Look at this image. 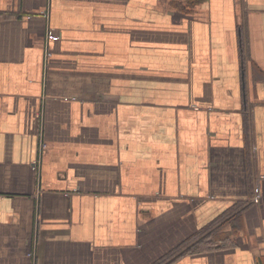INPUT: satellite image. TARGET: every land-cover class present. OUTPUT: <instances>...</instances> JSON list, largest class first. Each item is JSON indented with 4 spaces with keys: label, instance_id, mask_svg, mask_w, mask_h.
Here are the masks:
<instances>
[{
    "label": "crops",
    "instance_id": "1",
    "mask_svg": "<svg viewBox=\"0 0 264 264\" xmlns=\"http://www.w3.org/2000/svg\"><path fill=\"white\" fill-rule=\"evenodd\" d=\"M160 261L264 264V0H0V264Z\"/></svg>",
    "mask_w": 264,
    "mask_h": 264
},
{
    "label": "built area",
    "instance_id": "2",
    "mask_svg": "<svg viewBox=\"0 0 264 264\" xmlns=\"http://www.w3.org/2000/svg\"><path fill=\"white\" fill-rule=\"evenodd\" d=\"M46 39H47V42H48L49 40L56 39V37L53 36L52 33L48 32V34H47V38H46ZM48 55H49V53H48ZM45 148H46L45 143H44V142H41V143L39 144V150H41V151L43 152V150H44ZM37 164H38L37 161L34 162V163H33V167L35 168ZM33 253L35 254V252H33ZM34 254H33V257H34V259H35L36 255H34Z\"/></svg>",
    "mask_w": 264,
    "mask_h": 264
},
{
    "label": "trees",
    "instance_id": "3",
    "mask_svg": "<svg viewBox=\"0 0 264 264\" xmlns=\"http://www.w3.org/2000/svg\"><path fill=\"white\" fill-rule=\"evenodd\" d=\"M166 259H168V260H169L168 262H170V261H172L173 258H170V259H169V257H167ZM168 262H163V264L168 263ZM158 264H161V261L158 262Z\"/></svg>",
    "mask_w": 264,
    "mask_h": 264
}]
</instances>
